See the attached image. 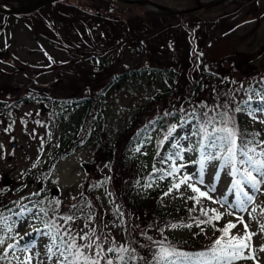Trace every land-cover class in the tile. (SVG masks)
Segmentation results:
<instances>
[{"label": "rangeland", "instance_id": "1", "mask_svg": "<svg viewBox=\"0 0 264 264\" xmlns=\"http://www.w3.org/2000/svg\"><path fill=\"white\" fill-rule=\"evenodd\" d=\"M121 1L141 0H60L22 16L0 13V215L8 218V225L0 222V237L5 241L0 244V255L8 244L17 246L8 250L7 259L0 264H24L28 257L31 264H58L63 259L58 249L53 248L55 255L49 259L47 248L53 237L57 246L61 238L67 241L69 229L78 244L87 242L78 234L94 230L105 249L125 246V232L134 238L133 224L148 230L150 215L136 212L132 218L119 185L131 183L133 178H138L137 186L142 185L143 168L153 165L155 146L170 141L183 149L182 158L175 161L168 157L177 167L186 165L175 177L190 173L199 178L200 151L193 135L196 121L175 126L166 140L172 125L167 121L165 128H156L153 118L157 115L169 120L172 112L229 111L243 130L260 133L257 139L264 140V111L260 110L264 96L251 95L252 107L235 111L247 93L254 92L252 86L264 80V0H198V9L185 14L184 10L196 7L186 9L174 0H162L159 5L171 14L183 11L171 15L173 20L163 17L160 24L149 14L157 10H149L146 4L127 8ZM16 5L19 8L26 3L19 6L0 0L1 11ZM143 21L152 22V26ZM168 21L172 25L165 31L154 30ZM141 24L146 34L138 32ZM143 68L156 71L134 72ZM120 75L124 76L114 82ZM80 99L89 101L90 107H80L59 120V113L67 112L62 106ZM18 100L23 101L12 110L7 108ZM146 126L148 135L136 152L138 162L128 165L125 145ZM98 151L102 153L97 158ZM212 164L216 168H206L205 183L197 187L207 190L206 185L214 182L216 191L209 194L220 199L226 195L228 203H234L235 194L227 191L232 177L224 171L215 181L208 173L218 170L219 162ZM244 190L251 194L250 188ZM166 192L159 198L163 221L149 222L153 241L178 250L180 244L195 237L191 249L206 250L220 235L211 226L205 225L203 233L200 229L196 232L195 226L169 227L192 223L188 215L196 217L199 208L205 207L223 214L214 222L220 228L229 220L235 222V216H244L251 230L258 233L253 247L264 245V233L247 215L253 204L264 207V184L244 212L201 198L196 211L190 213L195 201L187 198L195 194L187 184L168 195ZM82 197L84 201L78 204ZM67 215L74 219L65 223L61 217ZM9 225L11 232L7 231ZM137 239L139 246L131 249H135L137 261L141 260L139 264H147L160 246L149 247ZM26 244L32 247L21 251ZM87 254L91 256L93 251L89 249ZM112 254H107L108 258ZM256 255L259 264H264V252Z\"/></svg>", "mask_w": 264, "mask_h": 264}, {"label": "snow or ice", "instance_id": "2", "mask_svg": "<svg viewBox=\"0 0 264 264\" xmlns=\"http://www.w3.org/2000/svg\"><path fill=\"white\" fill-rule=\"evenodd\" d=\"M223 107L226 109L227 104ZM264 111V108L260 109ZM236 112H241L242 109L237 107ZM167 114V113H166ZM220 119L218 121L220 126H216L217 116H210L205 112L203 116V124L199 130L203 133L201 140L199 141L200 159L197 161L199 164L198 176L196 179L190 173L181 174L179 177H175V174L180 168L186 167V165L173 166L170 172L164 173L165 176L175 177L171 187H169L168 195L173 189L179 190L181 185L187 184V187L195 194L187 199L195 201L193 207L189 209V212L196 211V206L201 203V198L207 199L214 204H220L221 207L228 205V207L235 209L236 212H244L249 204H253L255 194L261 191V185L264 184V140L257 139L260 133H246L242 132L236 126V120L233 116H230L227 111L217 114ZM209 127L211 130L209 131ZM175 131V125L169 128L168 135L165 136L167 140L169 136ZM198 133H193L197 135ZM251 136L253 139H248ZM179 143V141H177ZM175 144L173 147L175 148ZM194 149L189 148L188 151ZM139 151V149H137ZM183 149L176 151L173 155L180 157ZM159 154V153H158ZM213 161H218V170L209 171L210 175L215 181H219L221 178V172L226 171V174L231 179L229 193L235 194L234 203L229 204L227 196L224 198H214L209 193L216 191V183L209 182L206 185L207 190H201L197 187V184L204 185L205 183V170L206 168H216V165L212 164ZM39 161H37L38 163ZM36 164L33 165L35 167ZM155 171V168H154ZM196 179V182L192 181ZM178 180V182H177ZM151 184H146L145 187H151ZM250 188L251 194L246 192L244 188ZM59 205V201H56ZM72 207H76L73 205ZM234 215V213H229ZM248 221H254L259 225V230L264 233V207L254 205L248 210ZM223 214L216 209H209L205 207L199 208V217L193 218V223H173L169 225L170 228H189L194 225L200 229V232H204V228L201 225L211 226L214 231L219 232L211 243V245L204 251L198 252H185L179 251L175 247L165 246L164 242H158L160 247L153 255L152 261H148L147 264H237L238 261L252 260L254 264H259V257L256 255L257 251L264 252V245H261L259 249L253 247V237L258 233L251 230L250 223L245 220L242 215L235 216V222L229 220L223 225L222 228L217 227L216 223L222 219ZM200 217H203L201 219ZM65 223L72 221L73 216L67 215L61 217ZM0 222L4 225H8V218L0 215ZM242 226V232L240 227ZM7 231L11 232L12 228L9 225ZM57 233L59 229H56ZM93 233L78 234L81 241H87L83 244H78L76 236L71 235V230L66 231L68 240L64 241L61 238V243L57 246L55 237H53V243L47 248L48 258L51 259L55 255L53 248H57L60 252L62 260L58 261V264H101L104 260L105 264H115L116 261L119 264H129V259H135V256L126 258L125 254L135 252V249H130L127 246L120 247H108L104 248L101 243H98L100 237L94 236ZM149 240L152 237H148ZM5 241L0 237V244H4ZM17 247L13 244H8L4 249V255H0V260L7 259L8 250ZM32 247L31 244H26L21 251H27ZM91 249L93 255H88L87 251ZM108 253H115V256L108 258ZM39 255V253H37ZM140 259H144L140 257ZM24 264H31V258L25 259Z\"/></svg>", "mask_w": 264, "mask_h": 264}, {"label": "trees", "instance_id": "3", "mask_svg": "<svg viewBox=\"0 0 264 264\" xmlns=\"http://www.w3.org/2000/svg\"><path fill=\"white\" fill-rule=\"evenodd\" d=\"M151 1H153V0H151ZM175 1L179 2V3H176V4H179L180 7H185L186 9H191L193 7H196V5L198 3V0H174V2ZM153 2L159 4L160 2H162V0L161 1H153ZM182 3H184L183 6L181 5ZM121 4L123 6H126L127 8H130L132 6L141 7V6L144 5L143 2H141V3H139V2H137V3H135V2L126 3L124 1ZM171 13L172 12L167 13V12H163V11H158V13H149V14H150L151 17H157L156 19H158L160 21V22H157V23L160 24L162 22V18L163 17H167L168 18L167 20H173L174 16L170 17L171 15H173V14L174 15H179V14H175V13L171 14ZM5 17H7V16H5ZM152 21L155 22L154 19ZM157 23L155 22V25ZM143 24L145 26H147V27H151L152 26V22H151V24L150 23L146 24L143 21ZM143 24L139 25L138 32L141 33V34H146L147 31L143 27L144 26ZM169 25H172V22L170 23L168 21V23L165 26H161V27H157V28L155 27L154 30L156 32H161V30L165 31L166 27L169 26ZM151 29H150V31L154 32L153 28H151ZM137 71H139L141 73L149 74V72H153V71H156V70L143 68L141 70H136L134 72H137ZM129 74H131V73H129ZM123 76L124 75L117 76V77H115V79H113V81L115 82L116 79L121 78ZM252 87L251 88H252V90L254 89L253 90L254 92L250 91L249 93H247L245 101L242 102L240 104V106H239L242 109V111L247 110L248 107H252V102H251V99H250L251 95L264 96V80H262L260 82H257ZM35 99H37V98H35ZM22 101L23 100H18V101L11 102V106H8L7 108L12 110L14 106L20 104ZM89 104H90L89 101H86V99H84V100L80 99V100H74V101H71V102H67L65 105L62 106L64 108L63 112H66V111L67 112L64 113L62 116L59 113V115H58L59 120H62L63 118L67 117V116H65V114H68L69 117H70L80 107H85L86 110H87L90 107ZM198 109L199 110H204L203 107H199ZM222 112L223 111H219L218 110V112L217 111H212L209 114L210 116H217L216 126H220L219 123H218L220 117L217 114L218 113H222ZM180 113L181 112H179V113L178 112L170 113V117L171 118L169 120H164V118L162 116L157 115V116H155L153 118V120L155 122L154 126L157 123L158 126H156V128L163 129V128H165V124L167 123V121L169 123H171L172 126L173 125L179 126L183 122H188V121H191V120L192 121L193 120L196 121L197 127L194 129V132L198 133L197 135H195V140H196L197 148L199 149V141L201 140V137L203 135V133H200L199 130H200L202 124H203V116H202V114L205 113V112L200 114V112H198V110H197L196 112L193 111V112H191L189 114L186 113L185 115H182ZM228 114L231 116L229 111H228ZM236 126L242 132L250 133L248 130H243L241 128L242 127V123L239 120H236ZM147 129H148L147 126L141 128L139 131H137L134 135L131 136V138L128 141V144L125 145V147H126L125 149L126 150H124L123 152H124V156L126 155L125 159H127L128 165L131 164L130 161H132L133 164L138 162L139 156H138V154H136V152H137L136 149L138 148V146L140 144L145 142V137L148 135L147 134ZM210 130H211V128L209 127V131ZM247 138L248 139H253L251 136H248ZM97 145L100 146L99 141L97 142ZM173 145H174L173 142L167 141V142L163 143L160 147H156L155 146L154 158H153V161H152L153 165L152 166L151 165L150 166L146 165V167L143 168L144 169L143 172H142V168L141 167L139 168L140 171L143 173L144 180H145V181L141 182L142 185L137 186V184L139 183L138 178H133L131 183H128V182L124 181V182H122L119 185L120 193L124 196L125 204L128 206V209H127L128 214L131 212L132 218H134V215H135L136 212L143 213L144 215L145 214L150 215V218L146 220V223H147L146 226H147V229L149 231H150V229L148 228L149 222L153 221L155 223L156 222L160 223V222L163 221V218H162L163 216L159 215V214L162 213V212H160L162 210L160 208L161 204L159 202V198H160L163 190H168L169 187H171V185L173 183V181H172L173 177L171 178V176H165L163 179H161L160 177L164 176V173L170 172V170H171L170 167H173L174 164H175V163L174 164L169 163L168 157H172L173 160H175V161L177 159H180V157H177V156L173 155V153L176 152V151H179L181 149L177 145L174 148ZM101 153L102 152H100V151H98L96 153L97 154V158H98V156ZM104 154H106V153L104 152ZM154 168H155V171H154ZM99 183L105 184L104 182H99ZM146 184H151L152 186L151 187H145ZM142 186L144 187L143 189H141ZM83 201L84 200H83V197H82L79 200L78 204L82 203ZM156 209H157V211H156ZM181 216L182 215L179 214L178 215L179 218L177 216L175 218L177 220H180ZM188 216L192 220V223H193V218L194 217H192L191 214H189ZM196 217H199V214H197ZM200 218L203 219V217H200ZM47 224L50 225V222L48 221ZM133 225H135V228H136L135 237L134 238H130V235H127V233L125 232L124 233V240H125V243H126L125 246L128 245L127 247H129L130 249L134 245H136V246L138 245L139 246L137 238H140V240L142 241L143 245L144 244L147 245V246L150 245L149 247H159L160 246L159 243L156 242V241H153V239H151V240L148 239V237H151L152 235H150V232L148 230H146V228H141V225L138 226V224H133ZM201 227H205V225H201ZM198 230H199V228L196 227V232H198ZM194 239H195V237L194 238L192 237L191 241H188L186 243L180 244L178 250L179 251H185V252H198V250L202 249V248L191 249L193 247L192 245H196ZM159 242H161V241H159ZM165 246H168V245H165ZM110 256L114 257L115 253H113ZM125 256H126V258L131 257V256H135L136 257V255L133 252H131V251L129 253L125 254ZM140 261H137V257H136L135 259H129V264H139ZM116 262H118V261H116ZM142 262L145 263L143 261V259H142ZM118 264H119V262H118Z\"/></svg>", "mask_w": 264, "mask_h": 264}, {"label": "water", "instance_id": "4", "mask_svg": "<svg viewBox=\"0 0 264 264\" xmlns=\"http://www.w3.org/2000/svg\"><path fill=\"white\" fill-rule=\"evenodd\" d=\"M10 1H13L15 3H18L19 6H21L23 4V0H10ZM57 1H60V0H28V2H26V6H21V7H14V6H9V9L8 10H5V11H1L0 10V13L1 14H4L6 16H13V15H23V14H27V13H31L33 12L34 10L48 4V3H54V2H57ZM144 2L148 5L149 9L150 10H160V11H163V12H169L170 10L165 7V6H161L157 3H154L150 0H144ZM198 8L196 7L195 9H191V10H181L183 11L184 13H191L193 10H197ZM181 11H179L178 13L176 14H179L181 13Z\"/></svg>", "mask_w": 264, "mask_h": 264}, {"label": "bare ground", "instance_id": "5", "mask_svg": "<svg viewBox=\"0 0 264 264\" xmlns=\"http://www.w3.org/2000/svg\"><path fill=\"white\" fill-rule=\"evenodd\" d=\"M24 2L23 3H26V2H28V0H23ZM30 1V0H29ZM32 237V236H31Z\"/></svg>", "mask_w": 264, "mask_h": 264}]
</instances>
